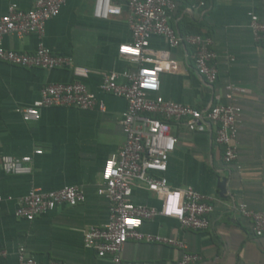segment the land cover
<instances>
[{
  "label": "crops",
  "instance_id": "crops-1",
  "mask_svg": "<svg viewBox=\"0 0 264 264\" xmlns=\"http://www.w3.org/2000/svg\"><path fill=\"white\" fill-rule=\"evenodd\" d=\"M35 0H0V17L9 5L29 10ZM202 3L197 9L192 4ZM94 0H67L60 14L47 22L41 40L53 54L71 60L74 68L88 71L76 78L70 68L46 71L24 69L0 63V158L32 157L29 175H6L0 163V251L6 257L0 264H19L20 246L37 264H111L100 259L83 244V234L91 227L108 222V201L96 190L104 163L124 145L120 125L126 109L123 99L99 91L102 75L133 71L136 66L119 58L118 48L132 41L129 13L117 1L118 13L107 20L93 17ZM249 13L264 20V0H186L179 4L171 25L178 34L211 38L217 55V81L209 88L197 76L189 48L171 51L178 72L161 77L159 96L197 109L226 104L230 84L246 90L233 104L240 109L237 134V165L225 166L223 149L216 147L214 129L189 134L172 125L177 139L170 156L166 179L172 188L191 187L213 198L214 210L205 232L181 230L174 219L158 217L144 222L141 232L172 239L185 245V251L201 257L198 264H264V236L256 238L252 225L236 206L244 204L254 212H264V38L256 41L249 28ZM39 39L6 36L3 47L33 53ZM153 49L169 50L167 43L152 38ZM81 81L105 105V112L73 108H45L37 121L25 122L20 111L39 100L41 90L50 84ZM122 82V79H120ZM36 150L41 155H34ZM76 186L85 202L72 208H58L34 221L15 217L17 200L32 188L44 192ZM11 198V200H7ZM136 204L159 208L158 197L136 189ZM184 250L157 243L128 241L122 251L125 263H171L180 260Z\"/></svg>",
  "mask_w": 264,
  "mask_h": 264
},
{
  "label": "built area",
  "instance_id": "built-area-1",
  "mask_svg": "<svg viewBox=\"0 0 264 264\" xmlns=\"http://www.w3.org/2000/svg\"><path fill=\"white\" fill-rule=\"evenodd\" d=\"M117 1H122L129 13L128 27L132 41L118 48V56L136 66L133 71L121 74L110 72L102 75L99 91L121 98L126 103L120 125L125 136L124 145L105 161L100 173L96 194L108 201V222L103 227H91L83 234V244L93 250L100 259L111 264H198L201 257L185 251V245L172 239L144 234V222L158 217L174 219L180 229L196 233L209 228V216L214 210L213 198L191 187L172 188L165 175L170 156L175 152L177 139L171 134L172 125L184 128L189 134L211 132L214 129V145L223 149L225 166L237 165V134L241 124L240 109L233 98L246 90L230 84L226 87V104L209 105L197 109L189 105L165 100L158 95L163 75L178 72V63L171 58V51L189 48L192 52L197 76L212 88L217 81V55L211 38L195 34H178L171 22L179 4L186 0H94L93 17L107 20L118 13ZM67 0H35L29 10L9 5L0 17V63L24 69L52 71L70 68L76 78H86L88 71L74 68L70 59L53 54L41 42L47 22L56 18ZM202 3L192 4L197 9ZM249 28L256 41L264 38V20L249 13ZM6 36L23 39L36 36L39 44L33 53L6 50L2 43ZM152 38L164 40L169 50L153 49ZM128 48L131 51H124ZM122 79V82L120 81ZM153 81L156 87L146 86ZM45 108H73L79 111L105 112V105L90 92L81 81L66 84H50L41 90L40 98L33 106L20 111L25 122L37 121L40 110ZM36 150L34 155H41ZM112 162L109 173L108 165ZM1 169L6 175H29L32 157L16 158L2 156ZM136 189L159 198L160 207L140 205L132 200ZM176 197L175 210L170 211V202ZM11 200V198H7ZM4 201L0 197L1 204ZM85 202L84 192L76 186H66L56 191L44 192L32 188L17 200L15 217L34 221L58 208H72ZM238 213L248 219L256 238L264 236V212H254L244 204L236 206ZM157 243L175 246L184 250L180 260L171 263H125L122 251L128 241ZM0 251V260L6 257ZM19 264H37L20 246L17 250ZM50 264H61L52 262Z\"/></svg>",
  "mask_w": 264,
  "mask_h": 264
},
{
  "label": "clouds",
  "instance_id": "clouds-1",
  "mask_svg": "<svg viewBox=\"0 0 264 264\" xmlns=\"http://www.w3.org/2000/svg\"><path fill=\"white\" fill-rule=\"evenodd\" d=\"M123 50L124 51H131V49H128V48H125ZM146 86L154 88V87H156V84L153 81H149ZM111 170H112V162L110 161L109 165H108L109 173L111 172ZM175 204H176V197H173L172 201L170 202V209H169L170 211L175 210Z\"/></svg>",
  "mask_w": 264,
  "mask_h": 264
}]
</instances>
